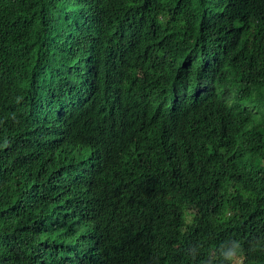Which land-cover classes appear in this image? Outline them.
Segmentation results:
<instances>
[{"label":"trees","instance_id":"obj_1","mask_svg":"<svg viewBox=\"0 0 264 264\" xmlns=\"http://www.w3.org/2000/svg\"><path fill=\"white\" fill-rule=\"evenodd\" d=\"M230 240L264 264V0H0V264Z\"/></svg>","mask_w":264,"mask_h":264},{"label":"clouds","instance_id":"obj_2","mask_svg":"<svg viewBox=\"0 0 264 264\" xmlns=\"http://www.w3.org/2000/svg\"><path fill=\"white\" fill-rule=\"evenodd\" d=\"M231 244V247H227V244ZM243 254L242 245L238 240H230L222 245L218 250V258L220 264H241L238 257Z\"/></svg>","mask_w":264,"mask_h":264},{"label":"bare ground","instance_id":"obj_3","mask_svg":"<svg viewBox=\"0 0 264 264\" xmlns=\"http://www.w3.org/2000/svg\"><path fill=\"white\" fill-rule=\"evenodd\" d=\"M59 122V121H58ZM60 127V126H59ZM64 127V126H63ZM53 134V133H52ZM29 135V134H28ZM34 137H36V135H34ZM67 137V136H66ZM32 138V137H31ZM36 140V139H35ZM68 143V142H67Z\"/></svg>","mask_w":264,"mask_h":264}]
</instances>
